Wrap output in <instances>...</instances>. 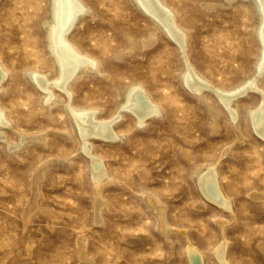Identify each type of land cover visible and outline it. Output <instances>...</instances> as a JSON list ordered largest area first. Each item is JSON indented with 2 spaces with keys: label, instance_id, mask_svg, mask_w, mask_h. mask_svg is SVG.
I'll return each mask as SVG.
<instances>
[{
  "label": "rangeland",
  "instance_id": "rangeland-1",
  "mask_svg": "<svg viewBox=\"0 0 264 264\" xmlns=\"http://www.w3.org/2000/svg\"><path fill=\"white\" fill-rule=\"evenodd\" d=\"M83 1L70 37L103 72L77 75L71 102L101 120L121 110L116 141L90 140L110 173L99 190L66 94L54 86L49 105L29 77L57 73L44 25L51 0H0V103L10 119L0 126V264H190L189 245L205 264H221L214 251L224 240L233 264H264V137L250 120L264 99V69L258 76L253 1L166 0L188 34L186 61L133 0ZM186 62L223 88L258 76L260 91L235 98L234 122L213 89L200 98L187 87ZM136 83L161 110L140 124L122 107ZM210 165L232 211L198 187L197 170Z\"/></svg>",
  "mask_w": 264,
  "mask_h": 264
},
{
  "label": "bare ground",
  "instance_id": "bare-ground-1",
  "mask_svg": "<svg viewBox=\"0 0 264 264\" xmlns=\"http://www.w3.org/2000/svg\"><path fill=\"white\" fill-rule=\"evenodd\" d=\"M133 1L141 12L150 15L153 20L166 31V33L171 35L172 38H175V40L177 39L179 49L181 50L182 55H184L186 61L185 52L188 47V34H186L187 31L184 29L185 26L183 27L181 25L176 10L169 5L166 0ZM252 1L255 4L254 6L260 20L257 28L262 48L260 55L257 58L255 68L256 72H258V76H260L264 69V0ZM86 10H88V8L83 0H51L50 19L49 21H46L44 25L46 26V40L48 48L50 49V52L55 58L54 61H56L57 64V73L53 79L49 73L34 69L30 72L29 77L40 88H42V95H48L47 102L49 105L57 102L58 100L56 97L51 95V90L54 86L58 87L66 94L67 98L66 101H64V105L69 111L75 127L78 130V134L81 139L80 147L90 158L91 178L94 181L93 183L95 184L96 190H99L104 182L106 183L108 181L110 173L104 165V162H102L103 160L96 157V154L94 155V150L92 148L93 145L90 140L92 137L96 136L116 141V139L120 136V132L118 133L116 131L114 124L120 117L119 114H121V110H118L113 117L108 118L107 120H101L98 117L99 114L97 109L71 102L70 84L72 80L75 79L77 75H81L92 69H98L99 72L102 71L100 69V60L89 51L83 50L80 45L70 37L69 32L74 28L78 19L85 14ZM186 63L184 65L182 80L187 87H189L191 91L197 94L200 98L202 97L204 89H213V92L217 94L218 99H220L230 111L232 117L234 118V122L236 119V107L233 103L235 98L238 97V95L245 94L249 89L260 91V79L258 76L254 79L250 78L247 81L244 80V82L238 86L223 88L216 86L204 78L194 66L189 65L191 63ZM6 73V70L3 66L1 67L0 63V89L2 87V82H4ZM150 95L151 94H149L142 84L136 83L128 88L126 97L122 102V107L132 112L139 124L145 122L151 116L160 115L161 110L158 107L157 102H155ZM8 115L9 113L7 109H5V107L0 103V126L10 124ZM250 120L253 122L254 128L257 132L264 137L263 98L258 106L251 111ZM21 143H23V141H21ZM201 169L199 171L197 170V174L195 175L201 192L209 200L219 204L222 208L232 211L231 199L224 193L218 181V170L216 165H210L207 168ZM227 248L228 241L224 240L214 251L216 255L215 257L221 264H233L227 256ZM186 252L189 257L190 264H205L204 255L196 247L189 245Z\"/></svg>",
  "mask_w": 264,
  "mask_h": 264
}]
</instances>
